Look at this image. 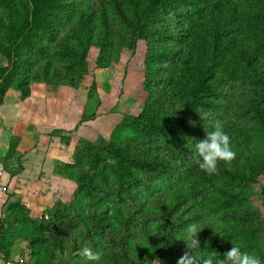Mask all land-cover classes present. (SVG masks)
Returning <instances> with one entry per match:
<instances>
[{"label": "trees", "instance_id": "1", "mask_svg": "<svg viewBox=\"0 0 264 264\" xmlns=\"http://www.w3.org/2000/svg\"><path fill=\"white\" fill-rule=\"evenodd\" d=\"M0 57L6 63L0 105L9 90L25 99L31 81L87 83L93 93L96 72L125 66L143 72L148 97L124 124L141 137L143 150L134 154L103 141L100 152L115 162L118 193L135 192L128 207L110 208V223L103 221L104 211L94 215L116 237L108 262L176 264L186 250L184 229L196 222L203 229L195 254L207 257L214 250L223 258L233 244L264 264V0H0ZM29 64H36L30 78L21 72ZM216 122L236 155L231 163L218 161L209 175L193 162L192 146ZM14 141L8 146L13 156ZM160 150L186 161L183 173L169 168ZM95 157L96 164L101 155ZM4 170L3 183L17 176ZM150 176L170 190H154ZM77 183L85 195L98 187L85 175ZM255 185L260 212L245 198ZM6 225L0 218V250ZM132 233L140 238L135 248L128 244Z\"/></svg>", "mask_w": 264, "mask_h": 264}, {"label": "rangeland", "instance_id": "2", "mask_svg": "<svg viewBox=\"0 0 264 264\" xmlns=\"http://www.w3.org/2000/svg\"><path fill=\"white\" fill-rule=\"evenodd\" d=\"M5 66L0 57V68ZM35 67L36 64H29L21 72L30 78ZM143 81V72L125 66L124 70L121 67L96 72L93 93L87 91V83L69 87L33 81L26 87L29 95L25 99H20L16 90L6 93L0 105V134L5 131L9 137L7 151L0 154V161L6 171L17 173L12 181L4 179L2 184L8 193L0 197V218L10 224L6 225L5 247L0 250L6 261L32 264L30 256L34 255L38 264H111L107 260L118 248L112 242H116V237L108 231L106 223L97 224L93 218L95 213L101 215L104 211L103 221L110 223V208L116 204L128 207V196L135 192L118 193L115 162L100 152L103 141L118 142L134 154L143 150L141 137L136 139L134 132L124 127L126 118L137 115L148 97ZM10 138L17 143L14 156L13 151H8ZM148 146L152 147L151 142ZM163 146L161 143L160 147ZM160 152L169 168L183 173L186 161L180 162L168 150ZM95 156L99 159L96 164ZM169 174L173 173L165 176L176 178L175 174ZM81 175L98 184L93 195L79 191L77 179ZM150 179L154 190H170L161 179L151 176ZM8 181L11 183L6 184ZM120 194L123 196L116 198ZM258 195L255 185L245 198L251 204L250 209L260 212ZM129 236L133 237L128 244L135 248L139 235ZM261 239L264 240V233ZM84 247L100 250L101 260L89 261L79 255Z\"/></svg>", "mask_w": 264, "mask_h": 264}, {"label": "clouds", "instance_id": "3", "mask_svg": "<svg viewBox=\"0 0 264 264\" xmlns=\"http://www.w3.org/2000/svg\"><path fill=\"white\" fill-rule=\"evenodd\" d=\"M204 131L205 138L196 141L192 146V159L201 170L211 175L216 173L218 161H223L226 164L231 163L236 154L231 148L230 137L224 132L223 126L219 122L212 125L211 131L206 129ZM202 229L203 227L196 222L186 226L180 239L184 242L186 250L178 258L176 264H260V260L255 253L242 251L241 247L233 244L230 250L223 253V258L214 250L207 257L195 254L194 250L200 248L197 234ZM79 255L89 261L98 262L101 260L103 253L100 250L93 251L89 247H84L80 250ZM0 264H11V262L0 256ZM152 264H160V262L154 260Z\"/></svg>", "mask_w": 264, "mask_h": 264}, {"label": "crops", "instance_id": "4", "mask_svg": "<svg viewBox=\"0 0 264 264\" xmlns=\"http://www.w3.org/2000/svg\"><path fill=\"white\" fill-rule=\"evenodd\" d=\"M0 135H1L0 136V154H1V153H6V151H7L6 143L8 141L9 134L7 135V132L2 131ZM6 139H7V141H6Z\"/></svg>", "mask_w": 264, "mask_h": 264}, {"label": "built area", "instance_id": "5", "mask_svg": "<svg viewBox=\"0 0 264 264\" xmlns=\"http://www.w3.org/2000/svg\"><path fill=\"white\" fill-rule=\"evenodd\" d=\"M5 176V170H4V166L2 163H0V192L3 193V192H6L5 190V186H3V178Z\"/></svg>", "mask_w": 264, "mask_h": 264}]
</instances>
